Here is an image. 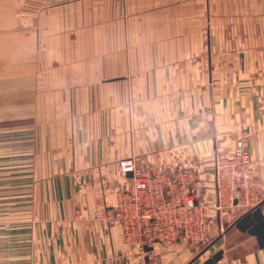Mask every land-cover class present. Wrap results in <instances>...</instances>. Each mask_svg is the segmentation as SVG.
Wrapping results in <instances>:
<instances>
[{
    "label": "crops",
    "instance_id": "crops-1",
    "mask_svg": "<svg viewBox=\"0 0 264 264\" xmlns=\"http://www.w3.org/2000/svg\"><path fill=\"white\" fill-rule=\"evenodd\" d=\"M245 138L259 189L221 184ZM190 169L210 220L132 244L120 160ZM264 0H0V264H264Z\"/></svg>",
    "mask_w": 264,
    "mask_h": 264
},
{
    "label": "built area",
    "instance_id": "built-area-1",
    "mask_svg": "<svg viewBox=\"0 0 264 264\" xmlns=\"http://www.w3.org/2000/svg\"><path fill=\"white\" fill-rule=\"evenodd\" d=\"M119 164L123 173L132 172L133 176L129 189L120 192L109 218L122 224L128 241L142 246L146 240L160 237L168 243L177 240L180 233L192 241H203L206 225L215 222L217 216L207 220L198 210L187 182L192 170H145L136 156L122 159ZM217 172L221 184L231 185L245 196L259 189L245 138L237 141L234 157L217 158Z\"/></svg>",
    "mask_w": 264,
    "mask_h": 264
},
{
    "label": "water",
    "instance_id": "water-1",
    "mask_svg": "<svg viewBox=\"0 0 264 264\" xmlns=\"http://www.w3.org/2000/svg\"><path fill=\"white\" fill-rule=\"evenodd\" d=\"M127 175L132 177L133 173L128 172ZM235 224L242 231H247L252 235H255L260 244L264 245V213L260 205L241 216ZM222 256L223 250H219L202 264H215L222 258Z\"/></svg>",
    "mask_w": 264,
    "mask_h": 264
}]
</instances>
